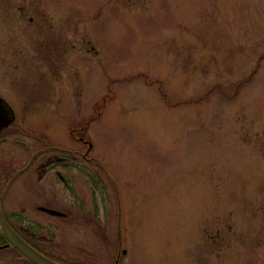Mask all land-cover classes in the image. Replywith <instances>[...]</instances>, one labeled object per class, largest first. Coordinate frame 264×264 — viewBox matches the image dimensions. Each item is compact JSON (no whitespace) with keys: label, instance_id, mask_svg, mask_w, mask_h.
Instances as JSON below:
<instances>
[{"label":"rangeland","instance_id":"374dc122","mask_svg":"<svg viewBox=\"0 0 264 264\" xmlns=\"http://www.w3.org/2000/svg\"><path fill=\"white\" fill-rule=\"evenodd\" d=\"M2 87L22 155L99 160L42 215L66 260L264 264V0H0Z\"/></svg>","mask_w":264,"mask_h":264},{"label":"flooded vegetation","instance_id":"af4514ba","mask_svg":"<svg viewBox=\"0 0 264 264\" xmlns=\"http://www.w3.org/2000/svg\"><path fill=\"white\" fill-rule=\"evenodd\" d=\"M3 88H0V103L8 113L6 121H12L0 128V264H35L17 246L16 242L20 240L42 256L59 264H77L78 258L71 257L73 261L66 260L63 251L69 248V244L58 238L42 215L56 216L46 212L45 209H54L46 205L61 204L66 193H70L74 199L79 197L70 172L86 174L92 188L101 194L102 182L94 175L88 174L84 167L93 163L100 168L99 160L91 154L90 147L70 149L50 146L45 133L48 125L43 123L32 128L35 131L42 129L43 135L34 134L33 147L26 155H22L20 149L24 142L21 137L29 131L21 126L13 108V99H10L13 95L18 100L17 91H13L16 93L14 95L11 90L4 91ZM78 141L84 144L82 137H79ZM80 174H77V177ZM24 191H28V196L22 195ZM113 193L115 196L114 190ZM91 198L94 201L95 197ZM22 199L29 202L28 208H22ZM80 201L82 202L81 195ZM60 212L62 214L57 216L66 217L64 212ZM94 217L93 220L97 221ZM118 261L115 258L114 264H118Z\"/></svg>","mask_w":264,"mask_h":264},{"label":"water","instance_id":"95a60500","mask_svg":"<svg viewBox=\"0 0 264 264\" xmlns=\"http://www.w3.org/2000/svg\"><path fill=\"white\" fill-rule=\"evenodd\" d=\"M5 108L1 105L0 103V128L2 126H6L8 123L12 121V119H8L6 121V118H8V113L7 111L4 110ZM47 213L51 215H61L62 213L60 211L54 210V209H45ZM17 246L20 248L21 252L29 258L31 261H33L35 264H59L55 261H52L32 248H30L28 245H26L22 240L19 242H16ZM122 253H125V250H122Z\"/></svg>","mask_w":264,"mask_h":264},{"label":"trees","instance_id":"16d2710c","mask_svg":"<svg viewBox=\"0 0 264 264\" xmlns=\"http://www.w3.org/2000/svg\"><path fill=\"white\" fill-rule=\"evenodd\" d=\"M103 101V100H102ZM106 102V101H105ZM101 107H102V104H101Z\"/></svg>","mask_w":264,"mask_h":264}]
</instances>
